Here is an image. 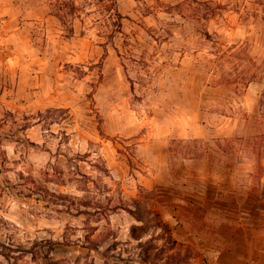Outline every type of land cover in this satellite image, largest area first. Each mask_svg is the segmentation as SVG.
<instances>
[{
	"label": "rangeland",
	"instance_id": "obj_1",
	"mask_svg": "<svg viewBox=\"0 0 264 264\" xmlns=\"http://www.w3.org/2000/svg\"><path fill=\"white\" fill-rule=\"evenodd\" d=\"M77 1L69 37L0 0V264H178L194 202L264 227V0Z\"/></svg>",
	"mask_w": 264,
	"mask_h": 264
},
{
	"label": "crops",
	"instance_id": "obj_2",
	"mask_svg": "<svg viewBox=\"0 0 264 264\" xmlns=\"http://www.w3.org/2000/svg\"><path fill=\"white\" fill-rule=\"evenodd\" d=\"M232 204L233 210L226 204L211 214L204 204L189 203L188 214L178 206L175 217L164 218L174 241L191 252L185 264H264V227L249 213L238 212L239 202ZM208 215L218 220L210 222Z\"/></svg>",
	"mask_w": 264,
	"mask_h": 264
},
{
	"label": "trees",
	"instance_id": "obj_3",
	"mask_svg": "<svg viewBox=\"0 0 264 264\" xmlns=\"http://www.w3.org/2000/svg\"><path fill=\"white\" fill-rule=\"evenodd\" d=\"M118 0H95L93 5L98 6L104 4V11L107 13V20L111 21L115 28H120L122 15L118 11L117 7ZM51 9V15L56 17L62 24L64 31L71 37L74 34V21L80 19L82 13L86 10V6L80 4L77 0H50L49 3ZM255 121L259 123V129L261 132L257 135V138L254 141V150H257L259 154L264 153V92L260 100V113L256 115ZM139 221H143L141 218H138ZM163 229L167 230L170 233L169 226L166 223L162 224ZM173 245L180 247V254L183 252L184 260L180 261L178 264H185L191 258V252L187 249L183 251V248L177 244L173 239ZM174 250V249H173ZM144 263L150 264L149 260L144 261Z\"/></svg>",
	"mask_w": 264,
	"mask_h": 264
}]
</instances>
